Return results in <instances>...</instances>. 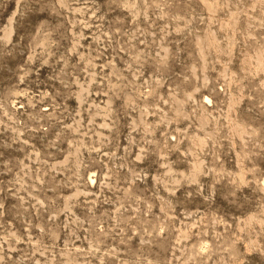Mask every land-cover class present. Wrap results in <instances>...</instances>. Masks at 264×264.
I'll return each instance as SVG.
<instances>
[{"label": "rangeland", "instance_id": "1", "mask_svg": "<svg viewBox=\"0 0 264 264\" xmlns=\"http://www.w3.org/2000/svg\"><path fill=\"white\" fill-rule=\"evenodd\" d=\"M0 264H264V0H0Z\"/></svg>", "mask_w": 264, "mask_h": 264}, {"label": "bare ground", "instance_id": "2", "mask_svg": "<svg viewBox=\"0 0 264 264\" xmlns=\"http://www.w3.org/2000/svg\"><path fill=\"white\" fill-rule=\"evenodd\" d=\"M205 99H206L207 102H210V99L208 97H205Z\"/></svg>", "mask_w": 264, "mask_h": 264}]
</instances>
